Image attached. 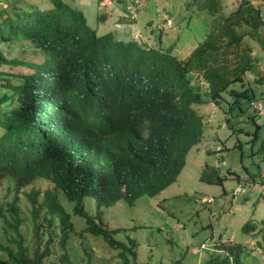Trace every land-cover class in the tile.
I'll return each mask as SVG.
<instances>
[{
  "label": "trees",
  "instance_id": "obj_1",
  "mask_svg": "<svg viewBox=\"0 0 264 264\" xmlns=\"http://www.w3.org/2000/svg\"><path fill=\"white\" fill-rule=\"evenodd\" d=\"M50 1L52 6L43 8H0V186L5 179L15 190L7 208L0 205V264H47L53 234L45 226L56 219L66 250L75 226L63 197L73 203V214L84 218V232L120 250L119 264H137L136 240H116L102 208L120 200L133 205L138 197L156 195L177 180L188 152L203 137L205 116L198 106L211 103L227 117L236 106L246 112L245 100L264 116L254 108L255 102L264 106V74L248 43L252 40L264 51L262 11L244 0L181 56L175 45L163 43V32L174 24L168 12L170 26L163 19L159 33L144 28L145 34L127 39L113 31L98 34L83 10L66 0ZM128 1L118 3L127 7ZM187 6L215 15L220 0H189ZM127 12L134 24L139 22ZM21 43L30 54L12 57L8 48ZM259 153L264 159V140ZM226 178L220 166L209 165L200 177L222 186ZM39 181L51 188L41 190ZM21 195L31 206L33 246L20 229ZM88 197L95 199V214L86 210ZM243 229L264 232V221L260 229L251 222ZM203 248L222 250L211 254L207 264H238L243 249L220 242Z\"/></svg>",
  "mask_w": 264,
  "mask_h": 264
},
{
  "label": "rangeland",
  "instance_id": "obj_2",
  "mask_svg": "<svg viewBox=\"0 0 264 264\" xmlns=\"http://www.w3.org/2000/svg\"><path fill=\"white\" fill-rule=\"evenodd\" d=\"M188 1L149 0L146 10H143L146 5L136 10L139 22L134 24L125 3H115L113 6L116 7L100 3L98 7V0H66L85 12L88 24L98 34L113 31L127 39L145 34L142 33L144 28L151 30L154 27L159 33L168 12L174 24L163 32V43L166 47L175 45L181 56L189 54L205 38L215 21L235 10L244 0H220V10L215 15L200 13L196 6L188 7ZM251 1L261 8L264 18V0ZM12 5L43 8L52 6V3L50 0L0 1V8ZM146 11H149L148 18L142 15ZM100 12L106 14L105 19L98 18ZM149 17H153L152 25L148 22ZM248 43L252 46V55L258 58V71L263 75L264 51L258 43L252 40H248ZM23 48V43L9 47V54L12 57L30 54L31 51L27 53ZM243 104L246 112L236 106L227 117L211 103L198 106L205 116L203 137L188 152L177 180L156 195L138 197L133 205L120 200L111 207L102 208L104 223L114 231L116 240L127 242L128 237L136 240L137 264H207L211 254L222 252L218 248L214 250V244L218 242L223 246L237 244L243 247L238 264H264V232H246L243 229L247 222L256 224L260 229L264 221V159L263 154L259 153L264 140V116L250 110L247 101L244 100ZM253 116L255 120L251 118ZM219 146L225 149L218 151ZM222 161L225 164L222 165ZM206 165L220 166L221 175L227 176L223 186L201 181ZM228 170L235 175H228ZM238 186H241V190ZM32 187L24 188V191L28 192ZM36 187L45 190L51 188V184L39 181ZM14 195V187L10 186L9 189L4 179L0 186V205L7 208ZM26 200L21 195L23 222L20 229L26 243L33 246L35 232L31 222V206ZM62 202L72 215L75 230L70 232L65 250L61 245L59 221L56 219L51 226L46 223V231L53 234L47 264H119L120 250L110 247L102 237L84 232V218L73 214L72 202L65 197ZM85 204L90 214L96 213L93 197H88ZM2 221L0 232L3 231ZM48 239V235L43 236L42 247ZM204 243L216 252L204 249ZM64 252L67 259L63 260Z\"/></svg>",
  "mask_w": 264,
  "mask_h": 264
},
{
  "label": "built area",
  "instance_id": "obj_3",
  "mask_svg": "<svg viewBox=\"0 0 264 264\" xmlns=\"http://www.w3.org/2000/svg\"><path fill=\"white\" fill-rule=\"evenodd\" d=\"M120 0H101L100 3H102L104 6H113L115 3H118ZM147 0H135V3H133L131 0L128 1L127 8L132 12V16L136 17V10L142 6ZM135 16H134V15ZM164 19L167 20V25L170 26L172 23V19L169 18L167 15L164 17ZM254 108L259 111L260 114H264V106L261 102H255Z\"/></svg>",
  "mask_w": 264,
  "mask_h": 264
},
{
  "label": "crops",
  "instance_id": "obj_4",
  "mask_svg": "<svg viewBox=\"0 0 264 264\" xmlns=\"http://www.w3.org/2000/svg\"><path fill=\"white\" fill-rule=\"evenodd\" d=\"M147 5H148V4H146V6L143 8V10H144V9H145V10L147 9V8H146ZM114 7H116V6H114ZM145 13H146V14H145ZM148 14H149V11H146V12H143V13H142V15H143V16L146 15V17L148 16ZM146 17H145V18H146Z\"/></svg>",
  "mask_w": 264,
  "mask_h": 264
}]
</instances>
